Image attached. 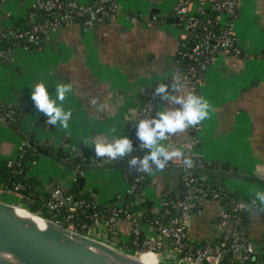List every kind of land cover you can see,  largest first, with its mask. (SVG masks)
<instances>
[{"label":"crops","instance_id":"1","mask_svg":"<svg viewBox=\"0 0 264 264\" xmlns=\"http://www.w3.org/2000/svg\"><path fill=\"white\" fill-rule=\"evenodd\" d=\"M34 1L1 0L0 31L26 16ZM118 2L120 7L110 18L89 26L79 21L62 26L45 36L40 45L17 47L9 60L0 63V102L14 109L7 116L0 115V159L15 157L27 137L72 158L77 154L94 155V144L85 146V139L110 138L109 130L114 126L118 128L117 135L132 139L131 123L140 108V92L174 74L186 33L181 21H166L168 16L177 14V0ZM222 19L225 21L227 16ZM233 21L239 51H220L200 85L201 95L212 106L209 118L164 143L183 147L196 135L198 142L193 153L199 161H226L239 172L264 176V0H241ZM41 80L50 93L61 82L73 85L64 102L65 110L73 111L67 130L48 125V118L31 99L32 88ZM187 92L190 89L186 84L184 93ZM93 98L97 100L95 105L91 103ZM165 107L179 105L160 101L158 111ZM28 173L37 176L44 188L51 178L68 187L78 171L41 152ZM180 173L154 170L149 175L144 194L154 200L157 209L162 206L165 188L180 191ZM82 175L89 188H98L102 202H109L114 194L128 188L123 169L90 170ZM225 185L247 203L246 236L255 252L264 254V213L258 211V204L249 207L252 195L264 191V185L231 178ZM0 195L22 201L18 193L1 186ZM8 199L1 198L10 202ZM224 205L216 199H201L200 211L191 220L189 238L196 242L218 238L225 229L219 218ZM231 206L237 207L238 203ZM131 228L128 219L116 223L123 241L129 238ZM106 229L100 223L93 231L101 237ZM142 229L146 235L157 234L152 225L142 224ZM163 254L168 264H196L181 260L170 250Z\"/></svg>","mask_w":264,"mask_h":264},{"label":"built area","instance_id":"2","mask_svg":"<svg viewBox=\"0 0 264 264\" xmlns=\"http://www.w3.org/2000/svg\"><path fill=\"white\" fill-rule=\"evenodd\" d=\"M240 4L241 0H177L175 10L180 17V21L183 23L185 33L188 34L190 31H193L197 32V36L202 37L196 42L193 50L198 56L202 57V59L199 60V66L205 72L211 63L217 58L220 51H230L231 49H234L235 53L239 51L234 32V17L231 18L230 15L236 7L240 6ZM32 5L38 10L46 11L48 14L47 18L43 21L35 22L28 31L16 33V36L21 38L28 34V40L35 45H39L40 41L45 36L62 26H68L78 21L84 26H89L96 21L105 20L108 17L110 18L120 7L118 0H89L87 2L79 0H35ZM215 11L218 12V16L212 18L211 14ZM198 15H202L206 19L204 24H202V19ZM223 15L227 16L225 21L222 19ZM216 22H220L223 27H225L218 35L213 34L207 25ZM11 32V30L0 31V40ZM219 45H222L223 49H219ZM22 46L26 48L31 47L30 44ZM4 54L5 51L0 48V58H2ZM180 78L181 82L184 83L182 76H180ZM203 79L204 77H198L196 81L192 82L191 80V84H186L189 86L190 91L196 92L195 83L200 82L201 84ZM141 92L151 94L149 88H145ZM196 94L201 95V92H196ZM152 110L153 104L149 101L142 108H139L138 114L132 121L139 122L141 119L152 118ZM13 112V108L3 106L0 102L1 116H7ZM197 142V136L194 135L191 140L183 143L185 151L187 152L190 150L192 157H194L193 152ZM25 145L26 141L24 140L19 150H22ZM143 155L144 151H142L140 157L142 158ZM77 156L81 157L83 160H90V164L116 162L107 157H96V154L92 156L77 154ZM12 163L13 160L8 161L9 165H12ZM169 165L184 167L182 160L179 162L171 161L169 162ZM192 168H196L195 161ZM183 173V180L186 185L183 195L179 193L180 191L175 192L174 197L169 199L168 191L162 193V205L179 207L181 209L180 216L175 220L174 224L162 225L157 231V234L147 235L143 240L142 249L137 252L149 251L159 255L163 254V251L165 250H170L172 254L180 257L181 260L187 263L196 264H221L222 258L226 253H232L243 259L254 253L255 247L253 243L248 240L245 234L239 233L236 230V225L242 220L239 212H247L248 208L247 203L241 200L238 202L237 208L239 211L236 213H231L225 206L222 207L219 218L221 223L225 226V229L223 231V238L218 244H213V240H207L204 246L198 247H195L190 243L188 240V233L191 226V220L194 215L200 211V200L203 198H209L210 196L209 199H216L222 202L224 193L219 189L210 187L208 176H195L193 172L189 171V169H185ZM141 177L142 176L137 179ZM19 186L20 185H17V188ZM134 188L135 185L128 182V188L125 192L131 193ZM80 204L81 202L75 200L72 195H66L63 190V185L57 183L52 189L48 207L51 210L65 207L68 212L72 213L76 211ZM120 212L121 210L113 208V215L111 218L102 220L95 217L94 225L85 234L116 244L114 240L109 239L108 232L109 230L116 228V221L118 220ZM124 215L128 220L134 219V213L130 211H126ZM54 221L65 227L61 221ZM100 223H103L107 228L106 233L101 237L93 231V229H95ZM66 228L77 230L73 226ZM132 230L136 234L140 231L138 225ZM167 240H170L172 246L167 245ZM181 251H184L183 255L180 254Z\"/></svg>","mask_w":264,"mask_h":264},{"label":"trees","instance_id":"3","mask_svg":"<svg viewBox=\"0 0 264 264\" xmlns=\"http://www.w3.org/2000/svg\"><path fill=\"white\" fill-rule=\"evenodd\" d=\"M239 10V6L235 8L230 17H234ZM48 14L46 11L38 10L30 6L29 12L26 16L20 17L15 20V22L9 26L4 27L1 31L11 30L12 32L3 37L0 40V48L5 51V54L0 58V63L5 62L10 59L14 50L17 47H20L25 44H30L31 47L35 45L28 40V34L24 37H17L16 33L24 32L30 30L35 22L43 21L47 18ZM202 19V24L206 22V19L202 15H198ZM218 12L215 11L211 14L212 18H216ZM210 31L213 34L218 35L225 28L220 22L209 23L207 24ZM197 32L190 31L186 34L183 39V47L178 52L176 57V70L174 74L182 76L184 83H192L196 81L198 77H204L205 71L202 70L199 66V60L202 59L201 56H198L193 47L196 42L202 38L197 36ZM40 41L39 45L41 44ZM219 49H223L222 45H219ZM229 52L234 53V49H231ZM172 76L166 80L162 81L165 83H172ZM192 80V82H190ZM160 82L148 87L151 90V94H146L145 92H140V108H142L147 102H152L153 117L158 112V104L161 101L159 97H153L152 93L154 88ZM196 84V92L200 93V82ZM138 121H132V140L134 148L137 150L134 155H141L142 151L139 149L140 141L136 137V124ZM26 145L22 150H19L15 157L0 159V186L4 189L10 190L12 192L18 193L23 201V204L27 206L30 210L37 212L45 217L51 218L53 220H59L63 223L65 227L73 226L80 232L87 233L95 223V217H98L102 220L109 219L112 217V209L116 208L121 210L118 220L126 219L125 212L130 211L134 213V219L130 220L132 222V228L130 236L127 240H122L119 238V233L117 229L109 230L108 237L111 240H114L117 244L122 245L128 250L133 252L142 249V243L145 239L146 232L142 229V224H148L154 226L157 231L162 225H172L175 223V220L180 216L181 209L173 205H162L160 209H157L156 204L153 199L148 198L144 194V189L150 181V176L147 173H142L136 171L134 168L123 169L127 181L135 185L133 192H119L114 194V196L109 200V202L100 201L98 188H89L87 184H83L80 180L82 172L78 171L72 185L68 187H63L64 193L66 195H72L75 200H79L81 204L77 207L76 211L70 213L65 207L58 208L57 210H51L48 207V202L51 199L52 189L54 186L59 183L57 179L51 178L48 182V187H42L41 180L34 175H30L28 172L31 165L38 159L41 148L44 147L36 139L32 137H27L25 139ZM51 150V148H46ZM52 153L57 155L63 160L71 164L76 165H88L90 160H83L81 157H71L67 156L65 153L56 152L51 150ZM50 151V152H51ZM9 160H13L12 165L8 164ZM193 160L196 163V168L204 169H214L220 171H238L237 168L231 165L226 161H212V162H203L199 161L196 156L193 157ZM127 158L124 160H116V162L127 164ZM184 173H180L181 178V188L180 192L182 195L186 189L185 182L183 180ZM198 176V174H195ZM141 178L137 179L138 177ZM227 178L223 177H209L210 187L221 190L224 193V198L222 203H225V207L231 213L238 212L237 207H232L234 203H238L241 199L239 195L228 188L225 185ZM17 185H20L17 188ZM164 191H168V198H173L175 191L171 188H165ZM162 195V194H161ZM210 198V196H209ZM163 200V195L161 196ZM242 217V220L239 224L236 225V230L239 233L246 235L244 226L249 220L248 212H239ZM116 221V223L118 222ZM138 225L139 233L133 232V228ZM223 238V233L213 240V244H218ZM190 243L195 246H204L206 241L196 242L188 238ZM167 245L172 246L170 240H167ZM181 255L184 254V251L180 252ZM221 264H264V254L254 252L250 254L247 258L243 259L239 256H236L232 253H226L221 261Z\"/></svg>","mask_w":264,"mask_h":264},{"label":"clouds","instance_id":"4","mask_svg":"<svg viewBox=\"0 0 264 264\" xmlns=\"http://www.w3.org/2000/svg\"><path fill=\"white\" fill-rule=\"evenodd\" d=\"M185 87L186 83L181 82L180 76L173 74L171 84L160 82L154 88L153 96L179 107H165L154 117L141 119L136 124V137L140 141L139 149L144 151L142 158L133 154L137 151L133 140L125 134L117 135L118 128L115 126L109 130L112 134L110 138L85 139V146L93 143L96 157H107L113 161L127 158L126 162L130 168L148 175H152L154 170H164L169 166V162L176 159H182L185 169L192 168L194 160L190 150L186 152L184 147L164 143L178 133L197 127L209 118L212 111L208 100L202 95H197L195 91L185 94ZM72 91V84L61 82L55 86V91L50 93L48 85L41 80L32 88L31 99L37 110L48 118L46 121L48 125L67 130L73 111L65 110L64 102ZM91 103L95 105L97 100L93 98ZM257 204L258 211L264 213V191L252 195L249 207H255Z\"/></svg>","mask_w":264,"mask_h":264},{"label":"water","instance_id":"5","mask_svg":"<svg viewBox=\"0 0 264 264\" xmlns=\"http://www.w3.org/2000/svg\"><path fill=\"white\" fill-rule=\"evenodd\" d=\"M166 21L179 22L180 17L177 14L170 15L166 18ZM41 152L62 166L74 171L130 168L128 164L119 162L76 165L61 159L46 148H41ZM164 170L185 171L184 167L174 165H169ZM189 171L208 177L231 178L264 185V176L257 174L204 168H190ZM80 180L83 184L86 183L85 176L82 175ZM39 216L45 220L43 225L35 218L18 214L13 203L0 199V252L12 253L22 264H116L93 247L100 248L119 259L124 258L121 252L138 253L98 237L63 227L51 218L41 214ZM77 234L82 235L84 238L76 237ZM158 256L164 258L163 254ZM0 264H10V262L0 256Z\"/></svg>","mask_w":264,"mask_h":264},{"label":"bare ground","instance_id":"6","mask_svg":"<svg viewBox=\"0 0 264 264\" xmlns=\"http://www.w3.org/2000/svg\"><path fill=\"white\" fill-rule=\"evenodd\" d=\"M15 210L18 214L25 216V217H32L39 221L41 225L45 223V220L39 216V214L35 212H31L28 208L23 207L21 205L14 204ZM76 237L83 239L84 237L80 234H77ZM95 250H98L102 252L109 260L112 262H115L116 264H164L163 261L165 259L160 258L157 254H154L153 252L144 251V252H138L136 254H129L125 252H121L124 256L123 259H119L115 256H113L110 253L105 252L104 250L93 247ZM0 256L10 262V264H22L18 258H16L12 253L9 252H0ZM173 260V259H172ZM172 263V261H169Z\"/></svg>","mask_w":264,"mask_h":264},{"label":"rangeland","instance_id":"7","mask_svg":"<svg viewBox=\"0 0 264 264\" xmlns=\"http://www.w3.org/2000/svg\"><path fill=\"white\" fill-rule=\"evenodd\" d=\"M0 197H1V198L8 199V198H6V197H4V196H2V195H0ZM8 200L15 201V202H11V201H10L9 203L18 204V205H21V206L27 208V206H25V205L22 203V201H21L18 197H13L12 199H8ZM167 262H168V260H164V261H163L164 264H168Z\"/></svg>","mask_w":264,"mask_h":264}]
</instances>
